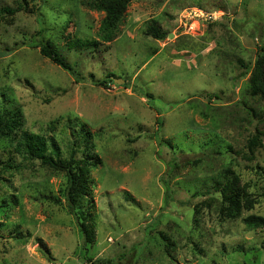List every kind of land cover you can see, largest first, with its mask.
I'll return each mask as SVG.
<instances>
[{
    "label": "rangeland",
    "instance_id": "374dc122",
    "mask_svg": "<svg viewBox=\"0 0 264 264\" xmlns=\"http://www.w3.org/2000/svg\"><path fill=\"white\" fill-rule=\"evenodd\" d=\"M21 1L0 14V103L54 138L62 164L72 148L102 163L86 244L66 172L20 153L19 129L0 134V264H264V227L243 220L264 217V96L249 93L264 0H131L118 37L87 49L68 42L97 38L104 12L81 0L0 9ZM153 22L164 37L148 33ZM47 40L75 74L41 54ZM108 74L125 83L99 85ZM81 126L91 149L73 136ZM235 175L239 200L256 201L228 216L221 192Z\"/></svg>",
    "mask_w": 264,
    "mask_h": 264
},
{
    "label": "trees",
    "instance_id": "16d2710c",
    "mask_svg": "<svg viewBox=\"0 0 264 264\" xmlns=\"http://www.w3.org/2000/svg\"><path fill=\"white\" fill-rule=\"evenodd\" d=\"M131 0H81L82 5L89 8L90 10H95L98 12H104L105 16L101 20L99 30L97 32V38L94 39H83L75 38L68 42L70 48L77 49H87L91 47H98L102 42H112L120 34V26L124 21L125 13L128 5ZM24 8L23 2L19 3V6L9 7L4 6L0 9L1 15H13L18 11ZM154 23V22H153ZM148 33L164 37V34L160 32L159 26L156 23L150 25ZM41 47V54L50 59L54 64L60 66L61 68L68 70L71 74H75L73 67L70 63L66 61L63 55L58 50L57 46L52 42V40H47L46 42H41L39 44ZM112 75L108 76L98 82L99 85L106 86L108 82H113ZM126 87L129 88L128 82H126ZM249 93L252 96L258 95L260 93L264 96V45L258 51V56L255 61V66L252 71L251 78L249 80ZM5 104L0 103V134L4 133L6 129H9V136H13L11 131H16L19 129L20 134L18 138L17 148L26 157L30 159L41 160L43 164H48L52 168L62 170L66 172L64 188L61 189V193L66 198V206L68 207L69 213L76 217L80 230L84 236L86 244H92L95 241V236L93 233L92 225V213L90 212L92 204V189L90 188L91 183V168L96 167L98 164L102 163L101 159L89 152L86 154V158L79 160L77 157V150L72 148L69 153V157L66 160L65 164H62L59 161L60 150L58 143L51 138L52 148L50 147L48 138L41 133H35L26 128H23V124L20 121V113L16 110H8ZM23 128V129H22ZM85 126H81L80 129H75L77 132H74L75 139H79L82 136L86 139V148L91 149L93 146L89 141V132L88 134L85 131ZM11 139V138H10ZM255 143H254V142ZM250 143L257 145V141L253 139ZM76 143H73V146ZM78 145V143H77ZM252 145H250V148ZM261 171H264V168L257 166ZM240 179L239 175H235L234 178L228 181L226 185L223 186L222 195L223 202L227 205L223 206V213L230 216L233 211L237 210V215L244 206V209L251 210L254 207V202L256 201L252 197L249 199L248 204L242 203L238 196H244L247 194V190L242 188H236L238 181ZM53 199L57 203L60 201L59 196H53ZM227 210V211H225ZM244 222L251 228L264 227V217L260 215L250 214L243 218ZM46 255L50 256L49 250H44ZM87 262L91 264H100L101 259L94 260L90 255L86 256Z\"/></svg>",
    "mask_w": 264,
    "mask_h": 264
},
{
    "label": "water",
    "instance_id": "95a60500",
    "mask_svg": "<svg viewBox=\"0 0 264 264\" xmlns=\"http://www.w3.org/2000/svg\"><path fill=\"white\" fill-rule=\"evenodd\" d=\"M113 80H114L117 84H123V83H125V80H124V79L114 78Z\"/></svg>",
    "mask_w": 264,
    "mask_h": 264
}]
</instances>
